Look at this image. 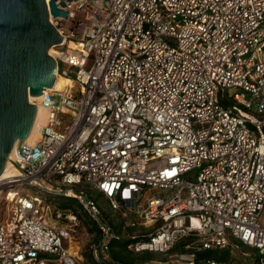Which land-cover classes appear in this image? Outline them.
<instances>
[{"label": "built area", "instance_id": "1", "mask_svg": "<svg viewBox=\"0 0 264 264\" xmlns=\"http://www.w3.org/2000/svg\"><path fill=\"white\" fill-rule=\"evenodd\" d=\"M65 9L67 18H50L64 37L50 54L72 83L43 92L40 137L23 144L26 157L15 146L0 181V264H84L70 228L77 214L41 188L78 200L100 232L94 260L121 264L110 256L114 225L80 184L143 222L129 244L136 253L183 242L174 264H198L197 252L235 241L264 264V0H77Z\"/></svg>", "mask_w": 264, "mask_h": 264}, {"label": "water", "instance_id": "2", "mask_svg": "<svg viewBox=\"0 0 264 264\" xmlns=\"http://www.w3.org/2000/svg\"><path fill=\"white\" fill-rule=\"evenodd\" d=\"M77 0H0V176L18 143L23 144L36 122L38 106L30 96L53 88L57 61L50 54L64 37L52 23L68 17L67 2Z\"/></svg>", "mask_w": 264, "mask_h": 264}, {"label": "rangeland", "instance_id": "3", "mask_svg": "<svg viewBox=\"0 0 264 264\" xmlns=\"http://www.w3.org/2000/svg\"><path fill=\"white\" fill-rule=\"evenodd\" d=\"M51 17L52 15H50V18ZM51 53H53V51ZM93 58L94 55L92 54L88 66L93 62ZM64 79L65 77L62 75L61 77H59V81H65ZM63 89H59V90H63ZM39 137L40 135L36 137V139H38ZM36 139L34 141H36ZM189 178L194 179L193 175H189ZM74 187L75 189L83 190L87 194L91 193L93 197H95V199L98 200L99 207L103 216H105L111 222H114L115 224H120V223L124 224L121 229V236H119V238L125 237L126 239H130L132 238V236L138 235L140 233H143V231L144 232L146 231V226L143 224V222L138 220L134 215L126 211L124 212L126 214L120 215L119 212L113 211L109 206L108 201L101 194L96 192L93 188L85 184L76 185ZM40 195L43 198H45L48 202H50L54 207L56 206L61 208L69 207L72 209L74 213L77 214L76 221H73L70 224V228L72 230V235H73L72 237L75 243H77V246L80 248V254L84 258V264H90L91 259L89 255L91 254V256L93 257L92 246L98 243V241L100 240V232L97 228V225L94 224L90 215L81 207L79 201L74 198H68L63 195L50 193L43 188L40 189ZM149 195L150 194H147L143 198V200L141 201L142 205L146 204ZM4 196H5L4 193H0V219L4 217L3 214L5 209ZM13 200L14 198L10 199V203ZM8 210L9 207L7 208V211ZM260 224L264 225V210L261 214ZM226 249L230 251V256L228 258L230 262L229 264H251V262H256L258 258L256 255L257 254L256 250L254 248L244 244H237V242L235 241H232L230 246ZM175 252H178V250L175 249L173 251H169L166 253L152 252V257L155 259L152 261L155 263L169 262V264H174V258L170 256L173 255Z\"/></svg>", "mask_w": 264, "mask_h": 264}, {"label": "trees", "instance_id": "4", "mask_svg": "<svg viewBox=\"0 0 264 264\" xmlns=\"http://www.w3.org/2000/svg\"><path fill=\"white\" fill-rule=\"evenodd\" d=\"M112 224L114 225L115 233L118 236H121V229L124 224L123 223L115 224L114 222H112ZM132 241L133 240L131 238L126 239L125 237H120L118 239H115L112 242L111 247H110V256L113 262L121 263V264H144V262L146 261L155 260L152 257V252L136 253L132 251L129 248V244ZM237 244H241V243L237 242ZM182 246H183V242L180 243L177 247H175L174 250L176 249L179 251L182 249ZM256 253H257L256 255L258 258L256 262H251V264H261L260 255L257 250H256ZM229 256H230V251L228 249L226 250L225 249H222V250L221 249H207V250L197 252L196 262L198 264H206L208 260H215L221 264H225V263L229 264L230 263L228 260ZM89 257L91 259L90 264H102V263H99L93 260V257L91 256V254L89 255ZM103 264H112V263H103Z\"/></svg>", "mask_w": 264, "mask_h": 264}, {"label": "bare ground", "instance_id": "5", "mask_svg": "<svg viewBox=\"0 0 264 264\" xmlns=\"http://www.w3.org/2000/svg\"><path fill=\"white\" fill-rule=\"evenodd\" d=\"M76 44L74 42H71L70 43V48H73V46H75ZM53 50L51 49L50 50V53L52 52ZM59 77H61V75H58L57 78H56V81H55V84L53 86V88H56V89H63L66 85L68 84H71L72 81L70 78L68 77H65V81H59ZM58 89V90H59ZM42 96H30V101L31 102H36L35 104H37L38 106V113H37V118H36V122H35V125L33 127V130L30 134V136L28 137V139L25 141V143H32L36 137H38L40 135V127L46 123V117H47V110L45 108H43L40 104H39V101L41 100ZM44 121V122H43ZM37 140V139H36ZM18 145V143L16 144ZM16 153V148L14 149V152L13 154L10 156V159H9V162L7 163L6 165V168L4 170V172L2 173V175L0 176V181L3 180L4 178L8 177L9 176V173L11 172L10 171V160L14 157Z\"/></svg>", "mask_w": 264, "mask_h": 264}]
</instances>
